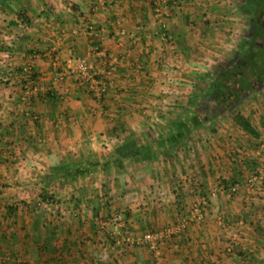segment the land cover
I'll use <instances>...</instances> for the list:
<instances>
[{
    "label": "crops",
    "instance_id": "0c3cea01",
    "mask_svg": "<svg viewBox=\"0 0 264 264\" xmlns=\"http://www.w3.org/2000/svg\"><path fill=\"white\" fill-rule=\"evenodd\" d=\"M235 3L0 0V264H264V181L247 183L264 169L263 117L249 99L192 110ZM80 59L107 80L103 101L69 73ZM195 115L196 134L173 129ZM130 126L140 146L158 141L152 159L86 167ZM166 228L158 254L132 243Z\"/></svg>",
    "mask_w": 264,
    "mask_h": 264
},
{
    "label": "rangeland",
    "instance_id": "374dc122",
    "mask_svg": "<svg viewBox=\"0 0 264 264\" xmlns=\"http://www.w3.org/2000/svg\"><path fill=\"white\" fill-rule=\"evenodd\" d=\"M234 2H236L235 4L237 6L240 5V10L238 11V17L236 18L235 21L228 22L227 26H225V27L223 26L222 30H220L219 28H217V30H216V32H218L223 38H225V37L227 38V41H226L227 46H225V47L222 46V48L224 50L222 48L220 49V51H224V54H223L224 60L222 63H220L221 62L220 61L213 66L212 65L209 66L211 70H206L207 72L204 73L205 75H202L201 81L206 86L210 87L214 83L215 78L218 76L217 74H220L222 72V68L225 71L226 69H228V66H230L234 62V60H237V63L239 64V68L244 70L245 73H247L249 75L250 74L253 75V77H255L257 79V84L254 87L255 90L252 94L248 95L243 100L238 98V97H235V95H232L225 102L220 103L211 94H209L206 97L204 96L203 100L201 99V101H200V99H196L197 97L198 98L201 97V91H199V89H197L198 91H196V89H194V91H193V95H194L193 96L194 97L193 103H194V105L192 107V110H193V114H197V115L199 114L198 110H203V109L205 111H210L213 115L218 114V113H221L222 115L224 113L230 114L233 111H235L236 109H239L238 108L239 105L245 104L246 101L248 102V99L251 100V102L254 101L255 112L259 115L261 114L263 117L262 118V127H261L262 131H263V135L261 138V142L257 144L258 148H261V145L263 143V138H264V113H262L260 108L257 106L259 105L261 107L262 104L264 103V74L263 75L259 74L260 72H262V73L264 72V31H262L263 33H261L262 38H259L258 40H254V38H253L254 37V33H253L254 30H253V25H252L254 15L252 13V10L249 8L246 0H238V2H237V0H234ZM263 3H264V1H263ZM263 6H264V4H263ZM263 16L261 15V19H264ZM261 19H260V22H262V21L264 22V20H261ZM263 30H264V23H263ZM214 33H215V31H214ZM251 39H253V41ZM250 42H254L253 43V44H255L254 46L255 47L258 46L261 49L258 52H256L257 54H254L255 53L254 51L256 49L254 51L250 50V53L254 52L253 55L255 57L249 59V57L247 56L248 62L242 61V59H240L238 61L239 55L243 54V52H242L244 50L243 47L247 46ZM232 46H233V49L231 48ZM237 55H238V57H237V59H235ZM243 55H245V54H243ZM198 77L199 76H197L196 78H198ZM195 81H198V79H196ZM205 85H202V86L206 87ZM231 94H233V93H231ZM200 103L203 105H201ZM175 107H176V105H175ZM196 107L198 109H196ZM172 108H174V106ZM178 109H179V111H177V113H179V114H184L185 111H187V112H185L186 114L189 113L188 107H187V110H185L184 105L179 106ZM161 112H165V113L169 114L170 109H168V107L167 108L163 107V108H161V111L157 112V113H161ZM197 115L194 116V118L191 120V122H187L183 126L180 124H176L177 128H173V129L175 131H178V132H184V130H186V129H188V130L191 129L193 131V133L195 132V134H196V129H198L202 125L201 120H200L199 116L197 118ZM161 118H163V117H161ZM162 123L150 122L149 126H150L152 131H155L154 134H157V132L162 133L166 130V128H169V126L167 124H162ZM126 130L128 131L129 136H130V137L129 136L127 137L128 140H131V139L134 140V138H136L137 134H136V131H134L133 127L130 126V128L128 127ZM146 132H147V134H150L149 131H146ZM154 140L156 141V139H154ZM139 141L141 142L142 140H138V142ZM147 141L149 142V140H146L144 142V145L148 144ZM156 142H158V141H156ZM167 144H168V146L170 145L169 142H167ZM162 158L166 159L168 157H165V155L162 154ZM263 163H264V161H263ZM127 165H129V164H127ZM127 165H126V168H127ZM112 169L115 171V173H117L115 168H112ZM261 170H262L261 168L255 170V172H253L252 176L254 177L259 172H261ZM117 174H120V173H117ZM253 177H251V179ZM251 179L249 181H247L248 185L250 184L249 182L251 181ZM220 186H224L225 189L227 188L226 182H224V181H222V183H220L219 187ZM49 201H52V200L49 199ZM107 203L110 204L108 200H107ZM115 218H119V217H115ZM221 226H222V228L226 227L224 222Z\"/></svg>",
    "mask_w": 264,
    "mask_h": 264
},
{
    "label": "trees",
    "instance_id": "16d2710c",
    "mask_svg": "<svg viewBox=\"0 0 264 264\" xmlns=\"http://www.w3.org/2000/svg\"><path fill=\"white\" fill-rule=\"evenodd\" d=\"M248 3L249 8L252 10V13L254 15L253 19V30H254V40H258L259 38H262L261 33H263V21L260 22L261 15L264 14V6L263 1L264 0H246ZM264 18V16H263ZM264 20V19H261ZM253 41V39H251ZM250 40V41H251ZM254 42H250L247 46L243 47V54L245 55H239L238 61L242 59V61L248 62L247 56L250 58L255 57L253 55L257 54L261 48L255 47L253 44ZM256 49V50H255ZM250 50L254 51L253 53H250ZM259 74L263 75L264 72H260ZM218 76L215 78L214 83L208 88V89H199L201 91V98L204 96H208L211 94L214 96L220 103L225 102L228 98H230L232 95H235V97H238L240 99H245L248 95L252 94L254 92V87L257 84V79L253 77V75H249L244 72L241 68H239V64L237 63V60H234V62L228 66V69L225 71H222L220 74H217ZM258 75V74H257ZM206 91V92H205ZM233 93V94H231ZM105 96H102V101L104 100ZM198 109V108H197ZM205 122H208L209 119L206 117L204 118ZM169 137L166 138L168 140ZM149 140L148 144L144 146H140V143L135 140H127L121 146H119L113 154H111L108 157H104V161H100L97 158H91L87 160L86 167L91 165L94 167L93 170L97 167L105 166L109 168H115L117 173H121V171L124 169V165L127 163H136L137 161H148L154 157L153 153L155 151L153 150L154 146L156 145V141ZM158 143V142H157ZM105 162V163H103ZM103 163V164H101ZM92 172V171H91ZM74 173V172H72ZM80 173V172H78ZM90 173V172H89ZM67 175H72L70 171L66 172Z\"/></svg>",
    "mask_w": 264,
    "mask_h": 264
},
{
    "label": "built area",
    "instance_id": "2783aa9c",
    "mask_svg": "<svg viewBox=\"0 0 264 264\" xmlns=\"http://www.w3.org/2000/svg\"><path fill=\"white\" fill-rule=\"evenodd\" d=\"M176 5L177 3L175 1L173 3V6ZM69 73L75 75L82 83H84L88 92L94 97L101 99L102 96H104V94L106 93V90L108 88L107 80H105L104 78H99L97 75H95L90 69V66L87 61L83 59L78 60L76 68L74 70H71V72ZM30 76L27 79L28 82L32 81L30 79ZM261 148L264 151V138ZM256 180L264 181V169L261 170V172H259L257 175H255L252 178V180L249 182L251 187L253 186V182H255ZM220 189L224 190V186H220ZM1 197L2 195L0 192V200ZM207 205H208V200L204 199L202 201V207H206ZM119 221H120L119 218L114 219V223H118ZM219 223L222 225L223 221L219 220ZM173 234H174L173 229L166 228L156 233L152 232L140 236L136 238L134 241H132V243L137 246L146 247L150 252L158 254L161 245Z\"/></svg>",
    "mask_w": 264,
    "mask_h": 264
},
{
    "label": "flooded vegetation",
    "instance_id": "af4514ba",
    "mask_svg": "<svg viewBox=\"0 0 264 264\" xmlns=\"http://www.w3.org/2000/svg\"><path fill=\"white\" fill-rule=\"evenodd\" d=\"M238 57V56H237ZM237 57L235 59H237Z\"/></svg>",
    "mask_w": 264,
    "mask_h": 264
}]
</instances>
